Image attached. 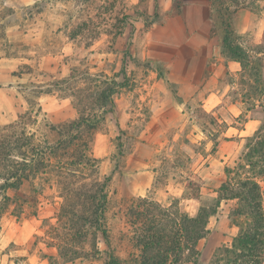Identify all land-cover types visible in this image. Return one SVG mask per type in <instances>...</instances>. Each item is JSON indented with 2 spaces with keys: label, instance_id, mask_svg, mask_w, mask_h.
Returning a JSON list of instances; mask_svg holds the SVG:
<instances>
[{
  "label": "rangeland",
  "instance_id": "obj_1",
  "mask_svg": "<svg viewBox=\"0 0 264 264\" xmlns=\"http://www.w3.org/2000/svg\"><path fill=\"white\" fill-rule=\"evenodd\" d=\"M0 2V60L13 65L12 83L0 87L16 88L23 101L13 105L11 122L28 110L22 95L27 85L41 92V113L30 129L42 131L43 118L52 124L77 119L78 110L84 117L97 114L89 152L97 160L94 176L109 178L110 244L98 234V254L64 259L55 246L70 247L62 251L69 255L79 247L89 251L90 241L68 240L72 226L57 220L61 200L47 190L34 204L12 200L0 216L3 264H103L109 250L128 261L135 252L123 236L130 200H156L188 216L215 202L228 171L242 164L253 143L247 138L264 125V0H221L232 12L233 41L249 62L237 77L225 73L217 84L185 82L176 75L181 58L171 63L178 51L166 22L176 15L177 0ZM211 2L210 19L216 22L217 4ZM139 11L149 16L153 29L134 15ZM122 14L130 19L108 52L110 32ZM212 33L216 38V27ZM111 84L119 87L110 107L102 94ZM259 183L264 213V178ZM28 191L27 184L20 188L22 195ZM236 207V200L220 202L197 245L196 264H209L218 248L230 246L239 231L231 216Z\"/></svg>",
  "mask_w": 264,
  "mask_h": 264
},
{
  "label": "trees",
  "instance_id": "obj_2",
  "mask_svg": "<svg viewBox=\"0 0 264 264\" xmlns=\"http://www.w3.org/2000/svg\"><path fill=\"white\" fill-rule=\"evenodd\" d=\"M211 1L217 4L214 26L219 32L221 52L244 68L249 62L248 55L233 41L232 12L221 0ZM7 2L20 3L19 0ZM134 15L143 19L145 26L152 23L143 11L134 12ZM129 19L128 14L117 19L119 26L110 32L108 52L112 51ZM117 87L118 84H111L108 94H102L107 100L105 105L112 106L110 97ZM22 88L27 112L14 122L0 125V216L12 200L17 199L19 206L34 204L48 190L61 200L57 220L68 221L72 226L68 240L83 242L89 237L90 241L89 251L79 247L69 255L62 251L70 247L55 246L64 259H74L82 253L98 254L95 243L98 234L110 248L106 218L109 178L94 176L97 160L89 152L97 114L92 112L84 117L78 110L77 119L52 124L43 118L40 121L42 131L30 129L37 124L36 118L41 113L38 104L41 92L34 90L32 85ZM73 105L77 109L75 103ZM247 139L253 143L247 146L242 164L228 171L226 181L216 191L215 202L201 206L195 216H188L172 206L163 207L152 199L130 200L125 211L127 230L123 236L135 252L129 254L127 261L109 250L103 264H196L197 245L208 234L209 218L216 214L220 202L227 200L237 201L231 216L232 221L238 223L239 231L229 247L217 249L209 264H264V213L259 183L264 178V125ZM216 146L215 142L213 150ZM25 184L29 191L22 195L20 188Z\"/></svg>",
  "mask_w": 264,
  "mask_h": 264
},
{
  "label": "crops",
  "instance_id": "obj_3",
  "mask_svg": "<svg viewBox=\"0 0 264 264\" xmlns=\"http://www.w3.org/2000/svg\"><path fill=\"white\" fill-rule=\"evenodd\" d=\"M30 1L33 0H19L21 3H29ZM177 1L179 7L176 15L169 17L166 23L169 26V28L167 27V33L171 36L173 49L178 51V54L172 55L174 59L171 63H175V57L181 58L179 62L181 69L176 72L178 78L181 80L186 79L185 82H188L191 78V82L197 80L203 84H217L225 73H228L231 77H237L243 69L242 66L239 62L222 54L219 34L216 38L212 36V30L215 26L209 13L211 0ZM170 3L172 4V0H170ZM152 24L149 26H152ZM153 27L154 25L152 29ZM9 62L0 60V72L4 73V82H0L1 84L9 85L12 83L13 65ZM7 95L10 96L8 101ZM22 102L16 88L11 86L8 88L0 87V124L12 121L17 110L13 105H20ZM9 109L10 111H8ZM10 112H12V115ZM3 263V256H0V264Z\"/></svg>",
  "mask_w": 264,
  "mask_h": 264
}]
</instances>
